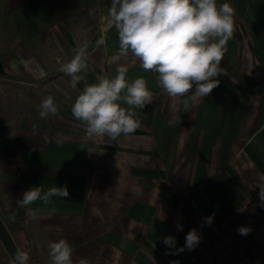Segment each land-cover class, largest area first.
<instances>
[{
  "label": "crops",
  "instance_id": "crops-1",
  "mask_svg": "<svg viewBox=\"0 0 264 264\" xmlns=\"http://www.w3.org/2000/svg\"><path fill=\"white\" fill-rule=\"evenodd\" d=\"M227 2L235 32L226 74L186 112L155 72L120 55L105 21L111 0H0V220L30 264H50L47 245L60 238L92 264H264V0ZM85 43L87 68L73 88L59 68ZM119 65L147 81L153 102L136 109V132L89 139L72 104ZM46 96L58 111L42 119ZM40 185L69 196L34 202L32 216L17 200ZM194 228L201 241L189 251ZM167 236L175 248L161 242ZM0 264H12L1 242Z\"/></svg>",
  "mask_w": 264,
  "mask_h": 264
},
{
  "label": "clouds",
  "instance_id": "clouds-1",
  "mask_svg": "<svg viewBox=\"0 0 264 264\" xmlns=\"http://www.w3.org/2000/svg\"><path fill=\"white\" fill-rule=\"evenodd\" d=\"M234 17L235 9L227 0L222 4L217 0H111L105 21L118 33L120 55L131 53L145 71L155 72L162 91L187 112L193 102L208 97L219 86L218 77L226 74L221 63L235 32ZM87 47L85 43L73 49L72 58L60 65L59 71L71 77L73 88L83 80L80 73L87 68ZM127 71L119 65L114 77L100 76L97 83L85 84L73 102L72 116L84 126L89 139L115 141L141 127L136 109L152 103L154 93L143 77L129 80ZM40 108L42 119L58 111L52 96L44 97ZM260 195L264 199V188H260ZM68 196L66 186L47 190L42 185L33 186L17 205L35 216L36 211L29 208L34 202L50 204L53 197ZM205 219L210 225L213 217ZM177 230H182V225L178 224ZM238 231L247 235L250 229L241 227ZM185 240L184 248L191 251L201 236L194 228ZM161 242L167 248L176 247L174 236L162 237ZM47 247L50 264H92L86 257L74 260V250L66 238L49 241ZM30 259L28 252L17 249L12 264H30Z\"/></svg>",
  "mask_w": 264,
  "mask_h": 264
},
{
  "label": "water",
  "instance_id": "water-1",
  "mask_svg": "<svg viewBox=\"0 0 264 264\" xmlns=\"http://www.w3.org/2000/svg\"><path fill=\"white\" fill-rule=\"evenodd\" d=\"M0 242L2 243L5 251L8 253L11 262H13V256L16 250L18 249L15 241L11 237L10 233L3 225L2 221L0 220Z\"/></svg>",
  "mask_w": 264,
  "mask_h": 264
}]
</instances>
